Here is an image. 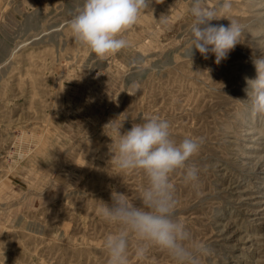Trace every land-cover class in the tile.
Listing matches in <instances>:
<instances>
[{
    "label": "rangeland",
    "instance_id": "obj_1",
    "mask_svg": "<svg viewBox=\"0 0 264 264\" xmlns=\"http://www.w3.org/2000/svg\"><path fill=\"white\" fill-rule=\"evenodd\" d=\"M82 3L0 0V264H108L103 241L118 228L101 210L115 193L140 206L147 180L113 165L106 125L123 134L151 116L176 143L203 138L195 186L170 175L175 219L208 248L199 264H264V117L241 102L264 56V0H231L243 33L220 64L186 55L191 0H152L123 34L130 46L103 60L69 27ZM138 243L129 264H174L155 246L137 258Z\"/></svg>",
    "mask_w": 264,
    "mask_h": 264
},
{
    "label": "clouds",
    "instance_id": "obj_2",
    "mask_svg": "<svg viewBox=\"0 0 264 264\" xmlns=\"http://www.w3.org/2000/svg\"><path fill=\"white\" fill-rule=\"evenodd\" d=\"M152 0H83L69 27L74 39L86 46L99 59L113 56L130 46L124 33L138 21ZM231 0H222L215 9L206 7L204 0H191V40L186 55L191 60L194 51L205 59L215 55V63L226 59L240 44L243 26L230 19ZM227 19L228 26L214 25V20ZM257 76L247 79V110L253 118L264 117V56L253 59ZM115 121V120H114ZM110 121L116 138L112 163L121 172L140 171L146 177V186L140 193V206L130 203L124 194L112 195V204H104L103 219L118 230L103 241L108 264H129V238L139 242L135 255L143 258L149 247L166 252L174 264H199L198 257L207 254V245L195 241L183 222L175 219L178 201L170 175L183 170L185 183L195 186L200 169L189 164L199 151L203 138H185L180 143L170 136V124L157 116L133 124L122 134L123 122Z\"/></svg>",
    "mask_w": 264,
    "mask_h": 264
}]
</instances>
